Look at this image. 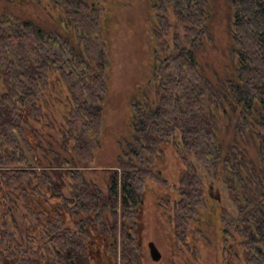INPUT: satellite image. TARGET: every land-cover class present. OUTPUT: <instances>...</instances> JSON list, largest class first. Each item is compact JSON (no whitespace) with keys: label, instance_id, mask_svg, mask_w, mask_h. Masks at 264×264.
Here are the masks:
<instances>
[{"label":"trees","instance_id":"16d2710c","mask_svg":"<svg viewBox=\"0 0 264 264\" xmlns=\"http://www.w3.org/2000/svg\"><path fill=\"white\" fill-rule=\"evenodd\" d=\"M30 1L53 11L62 31L0 15V198L11 217L22 201L35 231L28 230L22 242L5 221L1 264H99L104 258L111 264H143L147 182L179 197L170 220L176 237L184 240L209 204L220 205L212 189L222 183L223 164L237 207V214L224 209L219 217L223 248L232 253L234 239L240 264H264V0H230L236 68L225 95L251 116L259 138L254 201L233 165L239 158L232 164L221 155L206 104L218 108L220 103L198 58L208 33L210 0L155 5L150 93L132 102V143L121 147L115 165L103 167L97 159L110 88L105 0ZM54 94L64 95L60 123L52 113L58 101ZM38 126L50 127L56 137L43 140ZM167 144L184 168L174 185L161 177L156 164ZM91 172L103 174L102 183ZM207 173L213 180L209 184Z\"/></svg>","mask_w":264,"mask_h":264},{"label":"rangeland","instance_id":"374dc122","mask_svg":"<svg viewBox=\"0 0 264 264\" xmlns=\"http://www.w3.org/2000/svg\"><path fill=\"white\" fill-rule=\"evenodd\" d=\"M155 5L161 6L162 0H105L102 5L110 88L97 166L115 165L121 154V147L126 142L132 143V102L143 101L150 93L154 64L152 33L158 24ZM208 9V33L202 46L200 45L198 58L209 84L216 93L214 99L220 103L218 108L208 101L206 104L213 118L221 155L229 162L232 159V164L235 162V156L239 158V163L233 165L243 177L247 198L254 201V193L260 179L259 138L254 132L251 116L242 112L233 102H227L226 99L229 98L225 96L228 93L226 88L228 89L231 80L235 79L236 68L230 0H210ZM0 13L32 20L45 28H50L52 23L54 26L52 13L30 0H0ZM179 31L182 34L181 28ZM53 98L58 100L57 103L54 101L53 120L60 123L64 95L62 97L54 94ZM38 129L39 137L45 141H51L52 136L56 137L50 127L38 126ZM156 164L161 177L171 185L178 183L184 168L168 144L162 148ZM223 165L220 174L222 183H214L212 189V195L221 202L220 205L209 204L184 240L176 237L170 220L179 197L160 183L147 182L141 218L143 264H240L241 251L236 240H230L232 253L226 252L221 242L223 223L220 215L224 209L230 215L237 214V207L228 194V185L225 183L227 172ZM89 175L102 183L103 174L91 172ZM204 178L208 184L213 181L209 173ZM22 204L23 202H20L15 210V219L9 220L7 224L8 230L23 242L28 230L31 234H35V231L33 232L34 221ZM1 213L0 208V226L3 228L4 217ZM226 215L228 217V214ZM228 219L230 220V217ZM150 242H154L161 252L160 262H154L151 258L148 247ZM99 264L111 263L104 258Z\"/></svg>","mask_w":264,"mask_h":264},{"label":"flooded vegetation","instance_id":"af4514ba","mask_svg":"<svg viewBox=\"0 0 264 264\" xmlns=\"http://www.w3.org/2000/svg\"><path fill=\"white\" fill-rule=\"evenodd\" d=\"M8 1H10V2H13V1H16V0H8ZM33 2V1H32ZM34 3V2H33ZM36 4V3H35ZM38 5V4H37ZM40 7H41V5H39ZM44 7V6H43ZM44 9L45 10H47L45 7H44ZM48 12L49 13H52V15H53V18H54V26H53V23H52V26L50 27V28H45V27H43V26H41V25H39L37 22H35V21H32V20H28V21H31V22H33V23H35L36 25H38V26H40L41 28H43L45 31H48V32H54V31H59V32H61L62 31V27L61 26H59L57 23H56V21H55V19H56V15H55V13L53 12V11H49L48 10ZM0 15H3V16H7V17H11V18H13V17H16V16H13V15H11V14H8V13H0ZM17 18H19V17H17ZM19 19H21V18H19ZM21 20H27V19H21ZM28 138L30 139V140H32V138H33V134L32 133H30L29 132V136H28ZM259 159H260V157H259ZM212 193H213V191H212ZM20 202H22V201H20V200H18V205L16 206V208H15V210L19 207V205H20ZM23 205V204H22ZM0 208L2 209V217H4L3 219V225H4V223H5V221L8 223V221L9 220H12V219H15V210H14V213H13V216L11 217L10 215H6V211H5V209L3 208V206H2V202H1V198H0ZM8 225V224H7ZM3 228L0 226V233H1V230H2ZM9 231V230H8ZM10 233H12V234H14L13 232H11V231H9ZM15 235V234H14ZM16 236V235H15ZM2 263V260H1V256H0V264Z\"/></svg>","mask_w":264,"mask_h":264},{"label":"water","instance_id":"95a60500","mask_svg":"<svg viewBox=\"0 0 264 264\" xmlns=\"http://www.w3.org/2000/svg\"><path fill=\"white\" fill-rule=\"evenodd\" d=\"M150 255L154 262H160L162 254L154 242H150L149 245Z\"/></svg>","mask_w":264,"mask_h":264}]
</instances>
